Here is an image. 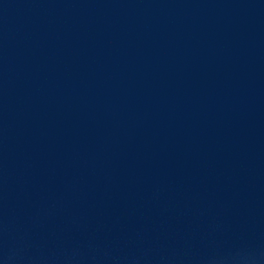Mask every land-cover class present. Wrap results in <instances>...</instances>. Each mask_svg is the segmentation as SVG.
<instances>
[{
  "label": "water",
  "instance_id": "water-1",
  "mask_svg": "<svg viewBox=\"0 0 264 264\" xmlns=\"http://www.w3.org/2000/svg\"><path fill=\"white\" fill-rule=\"evenodd\" d=\"M0 264H264V0H0Z\"/></svg>",
  "mask_w": 264,
  "mask_h": 264
}]
</instances>
